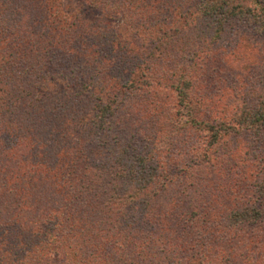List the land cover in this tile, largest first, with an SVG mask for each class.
<instances>
[{
	"label": "trees",
	"instance_id": "1",
	"mask_svg": "<svg viewBox=\"0 0 264 264\" xmlns=\"http://www.w3.org/2000/svg\"><path fill=\"white\" fill-rule=\"evenodd\" d=\"M51 1L42 0L36 9L31 0H0V264H48L52 255L65 256L68 264L236 259L250 239L231 233L232 226L257 224L258 208L202 211L192 198L186 211L174 209L173 186L186 185L187 176L199 186V163L210 159L229 126H218L199 91L189 93L191 67L174 68L171 62L179 54L193 63L219 53L224 39L244 24L258 25L264 34V0H86L88 9L102 6L109 18L146 16L147 31L158 35L143 37L132 27L134 40L109 25L95 28L78 19L75 26L72 13H57ZM177 18L184 22L170 33ZM81 28L84 34L76 30ZM178 33L188 35L185 43ZM154 65L168 67L179 112L208 134L172 166L158 155L172 158L174 139L183 132L132 131L129 123L137 112L126 110L129 99L162 77L164 69ZM57 78L71 82L58 93L46 92ZM251 96L253 104L232 121L260 133L264 96L256 91ZM74 125L78 129L70 130ZM177 173L186 177L176 179ZM255 183L264 194V179ZM198 219L210 241L203 227L201 235H185V222Z\"/></svg>",
	"mask_w": 264,
	"mask_h": 264
},
{
	"label": "rangeland",
	"instance_id": "2",
	"mask_svg": "<svg viewBox=\"0 0 264 264\" xmlns=\"http://www.w3.org/2000/svg\"><path fill=\"white\" fill-rule=\"evenodd\" d=\"M31 2L30 5H33L36 9L40 7L38 4H43L42 0H31ZM86 3V0H52L51 6L55 8L57 13L59 11L63 12V10L72 13L69 20L75 26L78 19L86 21L90 27L95 28H103L109 25L112 30L118 31L125 38H131L132 40H134L132 35L136 32V34L148 38L158 35L155 30L147 31L146 26L148 23L144 22L146 16H143L142 19L137 17L136 21L128 14H116L109 18L107 13H102V6L96 9L91 5L88 9ZM60 19L61 17H58V20ZM178 19L176 20L177 24L169 29L171 30L170 33H173L177 26L180 27L184 22V19ZM28 26L33 27L31 23ZM132 27L135 28V33L131 30ZM27 29L31 28L28 27ZM83 29L76 30H80V34H84L85 30ZM258 29V25L255 27V25L244 24L239 31L224 39L219 53L208 55L207 58L205 56H200L199 59L194 58L193 63L188 62L189 58H182L179 54L171 62L174 68L191 67L192 70L186 72L191 80L189 93H195L197 96V91H199L204 98H207L211 106L210 110L214 111L211 114L214 115L213 119H216L218 126L222 125L224 129H226L225 125L229 126L226 129L227 132L220 134L222 136H219L218 142L213 144L210 159L205 161L203 158L199 163V168L202 169L201 172L197 173L199 186L195 185L188 176L177 173L176 179L180 178L182 180L186 177V185L177 184L173 186L178 199V205L174 208L175 211L178 213L186 211L192 198L202 211L218 209L225 213L239 211L251 206L261 211L262 218L257 224L243 225V227L231 225L233 227L231 233L250 239V244L249 242L246 243L247 248L239 252L236 259L229 258L226 264H254L251 258H254V262L259 260L264 264V194L258 192L257 187L254 186L255 182L264 179V131L256 133L232 121L233 117L238 115L243 108L253 104L251 96L253 91H256L260 96H264V34ZM176 38L185 43L188 35L178 33ZM131 63H133L132 59ZM136 63L138 61L134 65ZM159 66L164 69V73L160 72L159 74L162 75L160 80H156L155 86L149 88V90L144 88L138 91L135 96L127 101L126 110L137 112L131 123H129L134 125L130 128L132 131L150 129L151 131L169 134L173 131L172 129H175V131L183 132L174 139L173 151L175 153L172 158L171 155H168V157L164 156L166 158L164 159L165 152L158 155L159 161L172 166L181 162L182 159L178 157L181 152L189 150V147L194 144L203 142L208 138L206 136L208 134L199 132V129L195 130L196 128L190 124L191 120L183 115L182 108L179 112L180 107L176 91L170 88L172 80L170 81V76L166 75L168 67ZM159 66L154 65V68L160 70ZM50 71L51 75H57L56 69ZM182 73L185 74V72ZM66 75L68 76L69 73ZM67 82L69 83L71 80L68 78L64 81L63 78L54 80L53 83L50 82V88L45 91L51 92V94L58 93V90L61 91L62 86H65ZM142 84L144 82L137 83V86L141 88ZM203 120L207 121L209 119L203 117ZM43 127L42 129L47 128ZM73 127L74 129L70 130L78 129L76 125ZM230 128L231 130H229ZM80 129H90V127L80 126ZM79 130L76 131L77 134L80 133H78ZM83 134L86 133L83 132ZM187 134L189 136H186ZM31 143L32 140H28L26 142L27 147ZM256 168H260L259 174ZM194 186L198 188H194ZM179 200L181 203L178 202ZM217 201L218 203H216ZM185 225L189 227L188 232L185 234L187 237L194 238L196 233L203 227V237L210 241L207 239L208 231L205 232V228L201 225L199 219L195 223L187 221ZM226 226H228V221L222 219L221 227L226 228ZM199 235H201L200 232ZM199 243L198 241L195 244L199 245ZM253 245L255 246L253 247ZM198 262L196 260L192 263L198 264ZM48 264H68V259L63 255H52L48 260ZM69 264H72V262L69 261ZM110 264L113 263L110 262Z\"/></svg>",
	"mask_w": 264,
	"mask_h": 264
}]
</instances>
